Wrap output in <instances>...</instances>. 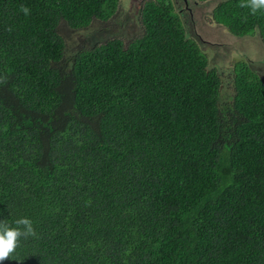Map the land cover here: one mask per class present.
Wrapping results in <instances>:
<instances>
[{
  "label": "trees",
  "instance_id": "obj_1",
  "mask_svg": "<svg viewBox=\"0 0 264 264\" xmlns=\"http://www.w3.org/2000/svg\"><path fill=\"white\" fill-rule=\"evenodd\" d=\"M117 2L0 0V223L33 228L0 264H264L263 70L208 68L171 0L75 40ZM247 4L213 20L264 41Z\"/></svg>",
  "mask_w": 264,
  "mask_h": 264
},
{
  "label": "rangeland",
  "instance_id": "obj_2",
  "mask_svg": "<svg viewBox=\"0 0 264 264\" xmlns=\"http://www.w3.org/2000/svg\"><path fill=\"white\" fill-rule=\"evenodd\" d=\"M145 1L119 0V11L108 21L107 28L102 29L100 21H95L90 29L76 34L75 40L91 44L94 40L103 41L108 37L119 35L127 43L142 32L139 8ZM173 1L175 13L178 14L181 21L179 22L185 28L186 35L198 44L201 52L206 56L208 68L215 69L226 77L235 62L244 60L246 65L250 63L259 66L263 70V73L260 72V74L264 77V64L261 61V57L264 56L263 40L257 31L250 35L234 36L226 27L216 23L212 19V9L221 0L202 3L199 1L196 5L191 0L189 6L192 10L190 12L187 11L181 0ZM180 9H183L185 13H180ZM109 27L110 29H108ZM226 85L225 97H231L233 88L228 83Z\"/></svg>",
  "mask_w": 264,
  "mask_h": 264
},
{
  "label": "clouds",
  "instance_id": "obj_3",
  "mask_svg": "<svg viewBox=\"0 0 264 264\" xmlns=\"http://www.w3.org/2000/svg\"><path fill=\"white\" fill-rule=\"evenodd\" d=\"M119 4L118 0V8L120 7ZM246 6L250 7L252 12L255 13L257 9H264V0H248V4ZM23 11L25 14L28 13L27 8H24ZM117 11H119V9ZM15 223L17 227H11L7 223H0V262L8 258L9 254L15 250L18 238L33 234L32 223L29 219L21 218L15 221ZM20 226H23V230H21Z\"/></svg>",
  "mask_w": 264,
  "mask_h": 264
},
{
  "label": "flooded vegetation",
  "instance_id": "obj_4",
  "mask_svg": "<svg viewBox=\"0 0 264 264\" xmlns=\"http://www.w3.org/2000/svg\"><path fill=\"white\" fill-rule=\"evenodd\" d=\"M171 1H173V0H171ZM182 2H183V4L185 5V7H186V9H187V11L188 12H190L191 10H192V8L189 6V4H190V1L191 0H181ZM199 1L202 3V2H204V1H208V2H212V0H192V2L196 5V4H198L199 3ZM222 1V0H221ZM172 9H173V11H174V14L177 16V18L179 19V16H178V14L177 13H175V8H174V1L172 2ZM189 6V7H188ZM194 6V5H193ZM216 7V6H215ZM215 7H213V8H215ZM212 9V8H211ZM212 11H213V9H212ZM116 12H117V9H116ZM185 13V11H183V9H180V13ZM115 14V13H114ZM212 19H213V14H212ZM179 21H180V19H179ZM181 22V21H180Z\"/></svg>",
  "mask_w": 264,
  "mask_h": 264
},
{
  "label": "water",
  "instance_id": "obj_5",
  "mask_svg": "<svg viewBox=\"0 0 264 264\" xmlns=\"http://www.w3.org/2000/svg\"><path fill=\"white\" fill-rule=\"evenodd\" d=\"M140 10H141V8H139V15H140Z\"/></svg>",
  "mask_w": 264,
  "mask_h": 264
}]
</instances>
